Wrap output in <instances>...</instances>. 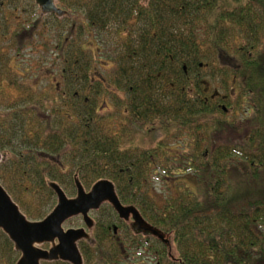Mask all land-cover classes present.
I'll use <instances>...</instances> for the list:
<instances>
[{
	"label": "trees",
	"instance_id": "trees-1",
	"mask_svg": "<svg viewBox=\"0 0 264 264\" xmlns=\"http://www.w3.org/2000/svg\"><path fill=\"white\" fill-rule=\"evenodd\" d=\"M57 2L71 18L0 0V183L23 213L56 204L49 181L72 196L76 174L109 179L172 235V257L125 228L119 247L99 224L85 264H264V0ZM19 257L0 232V264Z\"/></svg>",
	"mask_w": 264,
	"mask_h": 264
},
{
	"label": "water",
	"instance_id": "water-1",
	"mask_svg": "<svg viewBox=\"0 0 264 264\" xmlns=\"http://www.w3.org/2000/svg\"><path fill=\"white\" fill-rule=\"evenodd\" d=\"M33 1L44 16L49 14L58 18L71 16L70 12L58 7L57 0ZM148 1L142 0V3L147 4ZM6 160V157L0 153V163ZM48 185L57 196V204L46 218L33 221L28 219L0 183V232L8 237L15 251L20 254L16 264L58 261L84 264L78 244L82 240H91V236L82 228L66 230L64 224L74 217L82 216L87 229L92 230L95 222L90 213L107 203L122 220L130 223L136 234L157 239L167 248L169 256L172 257V235L147 222L135 206L123 205L113 182L106 179L100 180L89 192H86L76 176L77 195L74 198H69L59 184L49 182ZM46 244L50 245L48 250L42 248Z\"/></svg>",
	"mask_w": 264,
	"mask_h": 264
},
{
	"label": "flooded vegetation",
	"instance_id": "flooded-vegetation-1",
	"mask_svg": "<svg viewBox=\"0 0 264 264\" xmlns=\"http://www.w3.org/2000/svg\"><path fill=\"white\" fill-rule=\"evenodd\" d=\"M142 1V0H141ZM35 3V2H34ZM143 4V3H142ZM57 5H58V2H57ZM58 7H59V5H58ZM61 8V7H60ZM39 9V8H38ZM62 9V8H61ZM40 11V10H39ZM69 12V11H68ZM40 13H41V11H40ZM71 13V12H70ZM42 15V14H41ZM49 15H52V16H55V15H53V14H49ZM49 15H45V16H49ZM44 16V15H43ZM71 16H72V14H71ZM71 16H69L68 18H71ZM56 17V16H55ZM56 18H58V17H56ZM64 18H67V17H64ZM64 18H59V19H64ZM136 17L135 18H133V20L134 21H136ZM132 20V21H133ZM108 28V27H107ZM111 30H112V26L110 25L109 26V28H108V30H105V34H110L109 33V31L111 32ZM100 53V52H99ZM104 68H110L111 66H109L108 64H106V65H104L103 66ZM102 67V68H103ZM94 70H95V72H94V75H93V77H96V78H94V79H92V83H94L96 80H99V81H101V82H103V85L106 87V86H108L109 87V85L108 84H106V79L104 78V75H102L100 72H98V68H94ZM124 81H126V80H124ZM121 82H122V80H121ZM118 96H119V98L122 100V101H124V100H126L128 97H127V95H126V93L125 92H123V91H121V90H118ZM77 95V92L75 93V96ZM107 100V99H106ZM128 111H127V108L125 107L124 109H123V113H127ZM145 133V132H144ZM143 133V134H144ZM133 138H134V136H133ZM133 138H131V139H133ZM145 140V146L146 145H149L148 147H153L154 146V144H155V142H154V139H153V136L152 135H150V137H147L146 136V138L144 139ZM149 141H151V143L149 142ZM137 142H138V140H137ZM76 176L78 177V179L80 180V178H79V176H78V174H76L75 176H74V190H75V195H72V196H69L67 193H66V191H65V193H66V195L69 197V198H74V197H76V195H77V189H76V185H75V178H76ZM102 180H104V179H102ZM106 180H109V179H106ZM100 181V180H99ZM110 181V180H109ZM49 182H54V181H49ZM80 182H81V180H80ZM98 182V181H97ZM97 182H95L90 188H86L84 185H83V183H82V185L84 186V188H85V190H86V192H89L91 189H92V187L97 183ZM112 182V181H111ZM56 183V182H55ZM58 184V183H57ZM52 190V189H51ZM53 191V190H52ZM117 191V190H116ZM54 192V191H53ZM55 194V193H54ZM118 194V193H117ZM56 195V194H55ZM120 199V198H119ZM56 200H57V196H56ZM57 204V203H56ZM125 205V204H124ZM125 206H127V205H125ZM90 216H91V218L93 219V221L95 222V225H94V227H93V229L92 230H88L87 229V227H86V225H85V223H84V220H83V217L82 216H78V217H74V218H72V219H70V220H68L65 224H64V228L66 229V230H68V229H85L89 234H90V236H91V240H82V241H80L79 242V244H78V246H79V250H80V252H81V254H82V257H83V260H84V263H85V259H84V256H83V253H82V250H81V245L83 244V243H86V244H92L93 243V241H94V233H95V231H96V229H97V227L99 226V224L100 225H102V226H105V227H107V230H108V232H109V237H111V238H114L115 239V241L117 242V245L119 246V247H123V244L121 243V234H122V232H123V230H122V228H125L126 229V231L127 232H131L134 236H140V235H138V234H136L134 231H133V229H132V226L130 225V223H128V222H126V221H124V220H122L120 217H119V215L116 213V211L113 209V207L110 205V204H104V205H102L101 207H100V209H98V210H95V211H92L91 213H90ZM44 218H46V217H44ZM43 218V219H44ZM43 219H40V220H43ZM74 219H79V220H81V223H82V225L81 226H76V228L75 227H69V228H66V225L68 224V223H70V222H72ZM40 220H37V221H40ZM131 220H132V218H131ZM124 243V242H123ZM125 244V243H124ZM42 248L44 249V250H48L49 248H50V245L49 244H46V245H43L42 246ZM61 263L62 261H58V262H52V263ZM52 263H48V262H43L42 264H52ZM62 263H66V262H62ZM67 264H69V263H67Z\"/></svg>",
	"mask_w": 264,
	"mask_h": 264
},
{
	"label": "rangeland",
	"instance_id": "rangeland-1",
	"mask_svg": "<svg viewBox=\"0 0 264 264\" xmlns=\"http://www.w3.org/2000/svg\"><path fill=\"white\" fill-rule=\"evenodd\" d=\"M90 41H91V43H93V48H94L93 53L95 54L94 59L97 62V65H99V64L100 65L101 64L102 65L109 64L108 62H105L106 59L104 58V56L102 54H99V51H97V46L100 44V42H96L97 40L95 41L93 38H91ZM40 51H41V53H40ZM42 53L43 52H42V48L41 47H38L36 49L35 54H34V52H33V54H31V50L27 51L28 57H29V55L30 56L33 55V56L36 57L37 54H42ZM27 65H29V62H27ZM43 66H45V67H44V69L42 71H47L49 69V67H50V64L49 65L48 64L47 65H43ZM99 69H100V67H99ZM51 78H50V83L57 84V81L55 79H51ZM56 78H58V77L56 76ZM247 107L248 106L246 105V108ZM238 118L242 121L244 119L243 114L239 113ZM241 121H238L239 122L238 124H241L242 123ZM150 135H152V134H149L147 137H150ZM234 136H237V132L236 131L228 132V133H225L223 135H220L218 139H220V140H223L224 138L232 139ZM139 141L140 140L138 139V142ZM149 142L151 143V141H149ZM176 145H177V141H171V143H170L171 148H175ZM146 146H149V145H146ZM2 155H4V154H2ZM153 188H155L158 192L162 189L161 184L159 182H153ZM74 195H75V192H74ZM26 198H27L28 202H32V200H33L32 199V195H30V194L26 195ZM44 203H45L44 205H46L47 201H44ZM56 203H57V200H56ZM55 206H56V204L52 208H49V206H48L47 207L48 210L46 208V210L48 211L46 216L49 215L52 212V210L55 208ZM81 225H82L81 220L74 219L72 222H70V223H68L66 225V228H69V227H75L76 228V226H81ZM137 261H141V259H137ZM142 261L143 262L141 264H151V262H149V260H146V258L142 259Z\"/></svg>",
	"mask_w": 264,
	"mask_h": 264
}]
</instances>
